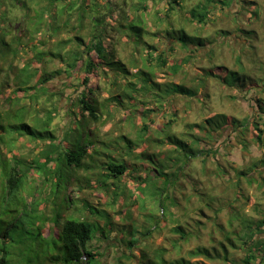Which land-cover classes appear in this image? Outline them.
I'll return each mask as SVG.
<instances>
[{"label": "rangeland", "instance_id": "rangeland-1", "mask_svg": "<svg viewBox=\"0 0 264 264\" xmlns=\"http://www.w3.org/2000/svg\"><path fill=\"white\" fill-rule=\"evenodd\" d=\"M171 1L68 0L65 7L74 10L70 13L69 32H36V42H49L56 50L60 41H68L78 33L73 28L78 25V15L85 11V27L80 32L84 39L81 51H86L93 37L98 36L108 53L125 64L127 75L109 72L107 65L93 52L90 56L98 67L90 76L88 86L82 84L84 74L79 68L71 78L69 74H62L46 85L49 94L39 95V100H35L31 107L38 111L39 119H46V112L58 107L50 126L54 138L36 140L23 137L13 154L8 156L12 157L11 166H17L26 175L21 197L22 212L27 214L30 209L37 208L41 216L52 218L53 203L61 205L67 200L68 204L63 206L66 208L65 219H85L99 225L90 249H98L102 256L100 264H170L175 261L186 264H247L245 261L251 251L243 244L246 238L241 233L240 221L243 215L253 222L262 220L264 186H249L244 180L241 187H237L235 171L248 166L241 171V177L252 171L253 165L249 164L254 158L263 156L264 148L253 144L246 133L250 146L243 150L232 130L226 131L223 138L214 144L209 142L214 154L206 159L205 173L202 157L194 158L191 152L197 133L192 131L194 136L190 138L186 132L190 129L188 124H201L202 120L214 115L218 118L214 116L213 124L225 123L224 113L235 117L239 123L244 120L261 122L258 118L261 110L255 101L262 98L261 95L253 91L245 95L241 89L232 90L227 84L225 86L211 78L212 72L204 73L203 69L211 65L230 68L233 71L226 75L221 69L214 70V74L221 79L226 78L229 85L235 87L249 86L250 72L255 79H264V0H234L232 9L224 12L214 10L215 17L212 16L206 26L189 17L194 10L198 16L204 13L206 0H180V5H170ZM218 1L221 0L214 4ZM225 1L233 3V0ZM33 2L40 3L41 7L48 3L47 0H0V28L9 34L7 40L11 38L10 34L28 35L27 7H32L34 16L38 14L39 20L35 25L45 24L48 17L42 19L41 12L36 13L40 7L37 8L36 3L32 6ZM170 6L173 11H169ZM210 6H214L213 3ZM59 8L57 5L53 12H58ZM235 16L239 19L237 22L233 20ZM139 28L143 30L141 35L137 32ZM238 29L245 30L247 34L243 36ZM221 31L230 32L232 38ZM183 33L189 36L186 44L189 46L198 45L205 37L210 38L214 53H210L209 48L189 53L179 43ZM148 46L158 50L155 55L165 54L168 58L166 67L151 69L153 65L145 60ZM73 47L75 44H63V52ZM40 49L45 51L47 47L40 45ZM241 50L244 52L243 65H238L236 59ZM27 52V48L21 52L15 65L24 66L25 60L32 57ZM174 65H180L178 74L169 70ZM55 69L64 70L65 66L54 59L48 71ZM140 69L147 75H138ZM10 72L6 66L0 77V83L11 85L0 93V111H8L11 108L8 98L14 97L13 74ZM171 81L181 89L170 84ZM85 89L92 90L89 103L93 105L97 101L100 112L104 113L98 123L91 121L87 114L86 117L80 114L79 100ZM155 89L159 91L153 92ZM179 89L184 94L199 92L197 99L184 95L169 103L174 95H181L175 93ZM149 93H156V96L143 98ZM111 97L117 100L108 102ZM198 98L203 100L202 103ZM28 102L27 99L23 105L29 107ZM102 104L106 108L101 107ZM170 111L176 113L179 120L170 129L175 135L169 132L167 139L164 133L168 130ZM144 125L150 130L143 133L142 140L140 131ZM82 127H85L84 134ZM86 127L90 129L91 136L87 135ZM68 128L74 130L69 132ZM80 134L86 143L93 141L94 144L88 145L85 152L77 150L75 156L81 160L78 165V160L74 161L67 155L75 151H71L70 144L77 142ZM174 137L193 146L182 152V148L172 142L177 140ZM0 148L1 168L6 152L4 147ZM140 155L145 156L141 158ZM113 157L119 164L127 163L131 170L125 177L107 180L104 186L102 177L106 171L103 165L111 162ZM214 159L226 170L225 176H222L225 171H218ZM195 189L198 197L194 194ZM212 199L216 201L211 203V208L203 204ZM220 207L224 211H218ZM32 216L34 214L30 213L22 222L29 225ZM179 221L186 238L174 231ZM4 223L5 226L10 223L8 218ZM38 230L41 238L37 242L33 240L38 234L37 229L31 231L34 233L31 237L21 228L15 230L23 242L10 250L11 264H38L48 256L50 249L42 248L41 244L46 238L51 240L59 228L49 222ZM256 233V241L264 242V233ZM201 247L203 252L206 248L210 251L211 258L192 255ZM251 263L258 264L255 261ZM260 264H264V258Z\"/></svg>", "mask_w": 264, "mask_h": 264}, {"label": "trees", "instance_id": "trees-1", "mask_svg": "<svg viewBox=\"0 0 264 264\" xmlns=\"http://www.w3.org/2000/svg\"><path fill=\"white\" fill-rule=\"evenodd\" d=\"M36 1V0H35ZM47 6L41 7L40 3L37 4L36 2L31 3L32 6L37 5V8L40 7V9H36V13L38 12L40 14L41 12V18L48 17L46 19L45 24L42 26L35 25V23L38 22V14L34 16V12L32 11V7H27L28 9V16H27V33L26 37H22L21 35H13L10 34L11 38L7 40V35H9L7 32L4 33L3 29L0 28V77L2 76V73L4 71V68L8 66L11 69V74H13L12 84L14 86L13 88V96L11 98H8V102L11 105V108L8 111H0V146L5 148L6 152V159L1 164L0 168V264H11L10 258H9V252L14 247L19 246L23 240L19 239L17 236V233H15L16 229L21 228V230H24L27 234L34 235L31 231H38L37 235H34V239L36 242L41 238V231L38 230L41 227H45L47 223L52 222L55 226L59 228L58 233H56L51 240L46 238L44 243L41 244V247L45 249H50L48 256L43 258L42 260H39L38 264H100L102 256L99 254L98 249H90V243L96 238V232L99 230V225L97 223L89 222L85 219H75V218H64V212L65 209H63V206L68 204L67 200H64V202L61 205H57V203H53V216L52 218H47L44 216H41V211L37 208L30 209L27 214H23L21 208L22 202L21 197L24 191L25 187V181H26V175L23 173L20 169H18L17 166H11L12 157H8L9 155L13 154V151L15 148L18 147L19 140L23 137L26 139L33 138L36 140H45L46 137L54 138V134L51 131V123L53 120V114L57 112L58 107H53L52 110H48L46 119H39L38 117V111L36 109H33L31 105H33L34 101L39 100V95H47L49 94V87L46 85L52 81L56 76L62 75V74H69L70 78L73 76V73L75 70L79 68L83 75V81L82 84L84 86H88L90 82V76L96 72V68L98 65L95 61L91 58V54L94 52L97 54L98 59L103 62V64L107 65V70L109 72L115 73L114 75H117L118 73L127 75V69L125 67L124 63H121V61H117L113 54L108 53L106 50L102 40L98 36H94L93 40L90 42L88 47H86V51H81V46H83L84 39L80 36V32L84 30V21L86 19V12L82 11L78 17V25L74 27L73 29H76L78 33L73 36L72 39H69L68 41H60V43L56 46V50L52 49L49 42H36L34 40L36 32H43V30H46V32H69L67 31L71 25V15L72 11H74L72 8L68 7L66 8V2L68 0H47ZM209 5L206 6L204 13L201 15H197L195 10L189 15L190 20H196L201 26H206L207 21L213 16L215 17L214 10H219L221 12H224L227 9L231 8V4L229 1H218L217 4H214L216 0H209ZM232 1V0H231ZM234 2V0H233ZM213 3L214 6H210V4ZM170 5H177L179 4L177 0H172ZM29 5V4H27ZM57 5H60V8L58 12H53ZM218 6V7H217ZM217 7V8H216ZM146 9L147 7L144 6ZM174 8L170 6L169 11H173ZM246 9V8H244ZM31 11V12H30ZM68 16V18H65ZM237 16V15H236ZM233 18L235 22H237L239 19ZM254 19L256 15L253 14ZM93 19V18H92ZM96 21V19H94ZM72 28V27H71ZM241 28V27H240ZM239 32H242V35L245 36L247 32L241 29H238ZM140 35L142 34L143 30L142 28L138 29L137 31ZM222 34L226 36H230L232 38V34L227 31H221ZM186 33H183V35L180 37L179 43L186 48V50L194 54L195 52H198L199 50H205L206 48L211 51L210 53H214V49L211 48L214 46V44L211 42V39L208 37H205L203 42L201 41L198 43V45L195 46H189L186 45L188 43L189 36L185 35ZM238 37V36H237ZM24 38H27L24 41ZM244 41V40H243ZM245 42V41H244ZM63 44H75V47L71 48L69 51L63 52ZM40 45L43 47H47V50L42 51L40 49ZM50 47V48H49ZM28 49L31 53L32 57L25 60V64L23 67H19V65H15L17 60L20 57V54L25 49ZM65 48V47H64ZM193 48V49H191ZM158 50L153 46H148V56L146 57V61L150 62L151 65H153V68L157 67L160 69H163L168 64V58L165 57V54L159 53L157 55L154 54V52H157ZM86 52V57H85ZM243 56L244 52L241 50L238 57H237V64L243 65ZM59 60L61 61L65 69H55L52 72L48 71V66L53 62V60ZM155 62V65L152 63ZM138 65V63H137ZM100 67V65H99ZM138 67H140L138 65ZM180 67V65H174V67H170V72L172 71L173 74H178L179 70L177 69ZM212 69V70H211ZM224 70V74L226 75L229 72H232L230 68L223 66V65H211L208 68L203 69L204 73L212 72L211 78L216 79L218 83H223V85L231 88L232 90H242L245 95L249 94L251 91L256 92V95H261L262 98H257L255 101L258 104L259 109L261 110L259 112L258 118H261V122L259 121H250V120H244V122L239 123L237 119L233 116H230L228 114L222 115L226 116L227 120L225 123H222L220 125L213 124L211 121L213 120L214 116L217 117V115H214L212 117H209L207 119H204L203 123L197 124L194 123L192 125L188 124V128H190L186 134H189V137L194 136V133L192 131L196 132V144L193 146L191 143L187 144L183 141H179L177 138L174 144L178 147H181L183 150L182 152H185L186 149L190 147H194V149H191L192 156L194 158L196 157H202V165L204 166L203 169L206 168L207 165V158L211 157L212 154H214V148L212 145L209 144L215 143L223 136L226 131L232 130L233 134L236 135V138L238 139V142L240 145H242L243 150H248L249 146L248 142L249 140L245 137V134H249L250 141H252L253 144L256 146L258 145L261 148H264V85L262 84L264 79H255L252 76V72L248 73L250 76L248 77V80L250 82L249 86L245 85L242 87H235L230 86L229 82H227L226 78H220L218 75L214 74V70ZM211 70V71H210ZM152 73V72H150ZM129 74V73H128ZM147 75V73L140 69L138 72V75ZM247 74V75H248ZM155 76V74H153ZM36 80L35 84L34 81ZM149 82L151 81L148 79ZM202 81V80H201ZM247 82V81H245ZM177 86L180 88L179 85H176L175 81H171L170 84ZM261 84L263 87L261 88ZM149 85V84H148ZM11 85H6L4 83H0V93L3 90H7ZM151 88V85L150 87ZM175 88V87H174ZM181 89V88H180ZM178 90L177 94H181L179 96L172 97V100L169 101V103L174 102L176 99H180L181 96H185L186 98L192 99L198 96L199 92H192L187 94L183 93L181 90ZM41 91L40 93H37L36 91ZM143 90V89H142ZM159 89H155L153 92H157ZM180 92V93H179ZM160 93V92H159ZM21 94V95H19ZM92 94L91 89H85L82 92V97L79 100V104L81 106L80 114L81 116L86 117V114L88 115V118H90L91 121L94 123H98L102 120L104 113L100 112V108L98 106V102L95 101L92 104H90V96ZM153 96H156L155 94L149 93L147 96H143V98H152ZM154 98V97H153ZM205 98V97H204ZM29 100L28 104L29 107H25L23 103H25ZM112 99L113 101H116V97H111L108 100L110 102ZM132 99V98H131ZM169 99V96H168ZM135 100V99H134ZM202 103L203 100L199 99ZM111 101V102H113ZM110 102V103H111ZM120 103V102H119ZM204 103V102H203ZM104 104L101 105V107ZM106 108V106H103ZM170 110V109H169ZM148 112L151 113V110H148ZM171 112V118L168 120V130L165 131V136L167 139L170 137V135H166L169 132L175 135L170 129L171 127L176 124L179 120V116L176 113ZM83 118V117H82ZM218 118V117H217ZM74 122L73 120L71 121ZM69 130V128H68ZM74 130V129H72ZM71 129L69 130L72 131ZM83 134L85 132V127H82ZM90 130V129H89ZM88 130V127H86L87 135H90ZM150 128L148 126L144 125L140 133L142 134V140H144V134L149 132ZM92 131V130H91ZM67 131V138L69 137ZM83 134L79 135L78 141L72 142L70 144L71 151L75 149L74 152L70 153L68 156L73 158L74 161H77L78 158L75 156L80 149H82L85 152V149L88 147V145H93V141L86 143V141L83 139ZM184 134V133H183ZM91 136V135H90ZM94 137V135H93ZM48 139V138H46ZM227 140V139H225ZM144 142V143H143ZM143 144H146L145 141H143ZM171 144V142H170ZM199 147V148H198ZM1 149V148H0ZM199 149V151H198ZM78 150V151H77ZM74 153V154H73ZM81 153V152H80ZM79 156V155H78ZM133 156V155H132ZM145 155H140L141 158H144ZM83 157V156H82ZM14 158V157H13ZM17 158V156H16ZM50 158V156L48 157ZM193 158V157H192ZM217 164L218 171H225L222 175L220 172L219 174L222 176L226 175V170L219 164L217 159L213 160ZM15 162H19L17 159H15ZM24 163L23 161H20ZM78 165H80L81 160L77 161ZM263 163V165H260ZM27 165V163H25ZM253 165L252 171L244 173V176H240L241 171L245 170L247 167H242L239 169H236L235 174L237 178V187H241V182L246 180L249 186H252L254 184H258L260 187L264 186V153L262 157L254 158L251 163L249 164ZM9 166H11L9 168ZM31 166V165H30ZM29 166V167H30ZM104 170L106 171L103 175V183L104 186L107 185V180L109 179H120L121 177L127 176V172L130 171L131 167L127 165V163L119 164V162L115 159V157L112 158L111 162H108L103 165ZM106 166V167H105ZM32 168V167H30ZM206 173V169L204 170ZM243 173V172H242ZM257 175V176H256ZM175 184V182H174ZM172 185V184H171ZM176 185V184H175ZM241 190V189H240ZM194 194L198 197V191L195 189ZM216 199L208 200L203 203L206 205V207L211 208V203L215 202ZM70 203V202H69ZM231 207V205H230ZM226 208V207H225ZM28 207L25 209L27 211ZM218 211H224V208H218ZM30 213L34 214V216L31 217L29 220V225L22 222L23 218H26L27 215ZM232 218V215H230ZM243 220L240 221L241 227V233L243 234V238H246L244 241V246L249 249L250 254H248V257L246 258L247 264H252L251 262L255 261L260 264L263 262L264 258V242L259 241L255 239V236L257 235L256 232L264 233V217L262 220L253 222L252 220L248 219L247 216L243 215ZM5 218H8V221H10L9 224L5 226L4 220ZM238 218V217H236ZM240 218V217H239ZM179 222H176L177 227L175 228V232H177L180 235H184L183 237L186 238L187 234L185 231H183L181 228V224ZM232 225V223H230ZM111 223H108V226H110ZM233 226V225H232ZM245 226V227H243ZM107 238V236H106ZM232 241V240H231ZM254 242V244H252ZM133 243V242H132ZM43 245V246H42ZM234 246V245H233ZM251 246V247H250ZM202 248H199V250L192 253L194 257H200L203 256L205 258H211L210 251L206 248L204 249L205 252L202 251ZM254 248V249H252ZM163 262L166 261L163 259ZM170 264H186L185 262L180 263L179 261L170 262Z\"/></svg>", "mask_w": 264, "mask_h": 264}, {"label": "crops", "instance_id": "crops-1", "mask_svg": "<svg viewBox=\"0 0 264 264\" xmlns=\"http://www.w3.org/2000/svg\"><path fill=\"white\" fill-rule=\"evenodd\" d=\"M224 1H225V0H224ZM209 2H210L209 0H206V1H205V4H204V7H206V5H209ZM226 2H227V1H226ZM235 2H236V1H235ZM235 2H233V4L231 5V6H232L231 9L234 7V3H235ZM178 3H179V4H177V5H180V4H182V1L179 0Z\"/></svg>", "mask_w": 264, "mask_h": 264}]
</instances>
